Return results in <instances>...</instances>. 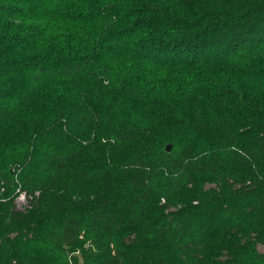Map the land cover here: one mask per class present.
<instances>
[{
	"label": "trees",
	"instance_id": "obj_1",
	"mask_svg": "<svg viewBox=\"0 0 264 264\" xmlns=\"http://www.w3.org/2000/svg\"><path fill=\"white\" fill-rule=\"evenodd\" d=\"M0 264H264V0H0Z\"/></svg>",
	"mask_w": 264,
	"mask_h": 264
},
{
	"label": "rangeland",
	"instance_id": "obj_2",
	"mask_svg": "<svg viewBox=\"0 0 264 264\" xmlns=\"http://www.w3.org/2000/svg\"><path fill=\"white\" fill-rule=\"evenodd\" d=\"M15 203H16L17 207L20 208V209H23L25 207V201L22 199L21 195H19L16 198ZM259 249L263 250L261 247Z\"/></svg>",
	"mask_w": 264,
	"mask_h": 264
},
{
	"label": "water",
	"instance_id": "obj_3",
	"mask_svg": "<svg viewBox=\"0 0 264 264\" xmlns=\"http://www.w3.org/2000/svg\"><path fill=\"white\" fill-rule=\"evenodd\" d=\"M170 149H171V146H170V145H168V146L166 147V151H167V152H169V151H170Z\"/></svg>",
	"mask_w": 264,
	"mask_h": 264
},
{
	"label": "built area",
	"instance_id": "obj_4",
	"mask_svg": "<svg viewBox=\"0 0 264 264\" xmlns=\"http://www.w3.org/2000/svg\"><path fill=\"white\" fill-rule=\"evenodd\" d=\"M22 199L24 200V197L21 195Z\"/></svg>",
	"mask_w": 264,
	"mask_h": 264
}]
</instances>
